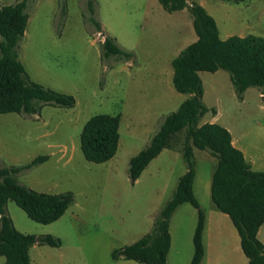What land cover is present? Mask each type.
Here are the masks:
<instances>
[{
  "label": "rangeland",
  "instance_id": "1",
  "mask_svg": "<svg viewBox=\"0 0 264 264\" xmlns=\"http://www.w3.org/2000/svg\"><path fill=\"white\" fill-rule=\"evenodd\" d=\"M18 1L0 0V5ZM187 1L205 7L216 19L222 39L229 34L264 37V0ZM88 2L30 0L27 29L18 47L28 78L73 95L75 106L37 101L34 114L0 113V163L25 166L47 155L46 161L20 171L18 181L38 192H72L74 202L49 224L33 220L13 200L7 203V213L18 230L37 236L52 234L62 241L58 247L40 243L31 247L32 264H145L115 257L114 252L150 232L155 217L172 196L186 172L181 149L184 132L150 162L135 183L129 178L130 159L149 144L165 116L187 98L173 85L170 60L198 36L186 9L170 13L159 0H94V17L103 26L99 31L90 20ZM106 35L132 52L133 58L104 57ZM200 75L203 100L209 108L200 124L220 123L241 140L251 156L262 155L261 88L249 87L240 98L228 71ZM101 113L121 117L120 142L112 159L95 163L84 156L81 133L86 122ZM194 153V190L201 206L206 214L219 213L236 231L211 198L216 157L196 147ZM192 214L197 218V209L185 203L176 217L185 216L187 222ZM231 244L230 240L233 248ZM0 264H6L2 255Z\"/></svg>",
  "mask_w": 264,
  "mask_h": 264
},
{
  "label": "trees",
  "instance_id": "2",
  "mask_svg": "<svg viewBox=\"0 0 264 264\" xmlns=\"http://www.w3.org/2000/svg\"><path fill=\"white\" fill-rule=\"evenodd\" d=\"M29 1L0 5V113L3 114H34L38 111L37 101L68 108L76 104L73 95L31 81L19 59V43L29 21ZM159 2L170 13L187 9L198 36L172 60L173 85L178 92L188 96L177 110L165 116L149 144L130 159L128 172L135 183L153 159L172 147L180 132H184L181 149L186 172L179 177L172 196L155 217L152 230L136 242L116 250L114 256L145 264H168L172 217L179 206L190 203L198 211L190 264H202L206 213L194 191L196 147L208 150L217 159L212 174L211 198L237 228L248 264H264V243L258 237L259 229L264 225V171L252 168L243 151L233 144L228 128L217 122L200 124L201 117L209 112L203 100L205 89L200 75L203 71H228L240 98L252 86L261 88L264 94V37L234 35L222 39L216 19L201 4L187 0ZM88 8L92 14L90 20L101 31L103 26L94 17V0H89ZM102 54L117 59H131L134 55L107 35L102 43ZM120 125L118 115L101 113L92 116L81 133L85 158L95 163L112 159L119 148ZM47 159V155H41L25 166L6 167L0 163V255L6 258V264H32L30 249L37 243L54 247L62 244L61 239L52 234L37 236L18 230L6 208L8 201L13 200L30 218L43 224L57 221L65 214L74 202L72 192H38L20 183L16 177L23 169Z\"/></svg>",
  "mask_w": 264,
  "mask_h": 264
},
{
  "label": "crops",
  "instance_id": "3",
  "mask_svg": "<svg viewBox=\"0 0 264 264\" xmlns=\"http://www.w3.org/2000/svg\"><path fill=\"white\" fill-rule=\"evenodd\" d=\"M186 11L188 10L186 9ZM231 36L234 35L229 34L227 38ZM170 63L172 64L171 60ZM215 114H218V111H216ZM233 144L243 151L245 157L251 163L254 170L264 171V153L260 156L258 155L257 157L251 156L247 151L246 146L241 143V140L235 139L234 136ZM184 204L179 206L171 220V248L168 254V264H190L194 255V233L197 226L198 217L196 218L192 214L190 220L187 222H185V216L181 218L176 217L180 208ZM218 214L219 213H213L212 215L206 214V226L203 234L205 256L202 264H234L237 261L241 264H248V258L241 247V238L237 228L228 214L224 213L230 218L233 226L236 228V231H234L230 221L224 220L221 215ZM175 219L176 232L173 231ZM258 237L264 243V225L259 229ZM230 240L232 243L231 246L233 245V248L229 245Z\"/></svg>",
  "mask_w": 264,
  "mask_h": 264
}]
</instances>
